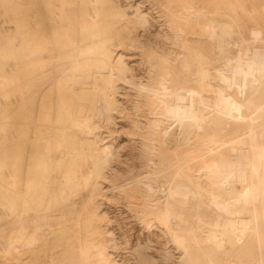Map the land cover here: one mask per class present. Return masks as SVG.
<instances>
[{
  "label": "bare ground",
  "instance_id": "1",
  "mask_svg": "<svg viewBox=\"0 0 264 264\" xmlns=\"http://www.w3.org/2000/svg\"><path fill=\"white\" fill-rule=\"evenodd\" d=\"M0 264H264V0H0Z\"/></svg>",
  "mask_w": 264,
  "mask_h": 264
},
{
  "label": "rangeland",
  "instance_id": "2",
  "mask_svg": "<svg viewBox=\"0 0 264 264\" xmlns=\"http://www.w3.org/2000/svg\"><path fill=\"white\" fill-rule=\"evenodd\" d=\"M124 138V137H123ZM120 139H122V137L120 138ZM122 208V209H121ZM120 209V210H119ZM119 209H117L116 211L117 212H122L123 210H125V211H123V214H122V216H123V218H122V220H121V224H123L122 226L124 227V228H127L126 230L123 228V230L124 231H128V233L129 232H131V237L132 238H136V236H138V235H136V234H138L139 233V235H146L147 234V231L145 230V229H142L143 227V225L136 219V218H131V216H132V214L130 213V212H128L124 207H120ZM125 212H127L126 213V215L128 214V216H126L125 215ZM131 214V215H130ZM129 215H130V217H129ZM127 217H129V218H127ZM133 217V216H132ZM125 219V220H124ZM128 219H131V220H129V222H128ZM127 220V221H126ZM123 221V222H122ZM126 221V222H125ZM130 223V225L132 226H130L128 223ZM127 226H125V225ZM138 224H139V226H138ZM142 225V226H141ZM135 226V227H134ZM137 227V228H136ZM141 227V228H140ZM129 228V229H128ZM131 228V229H130ZM138 230V231H137ZM141 230V231H140ZM144 231H146V232H144ZM142 232V234H140ZM133 233V234H132ZM136 233V234H135ZM135 235V236H134Z\"/></svg>",
  "mask_w": 264,
  "mask_h": 264
}]
</instances>
